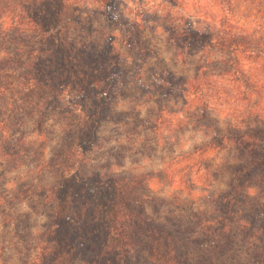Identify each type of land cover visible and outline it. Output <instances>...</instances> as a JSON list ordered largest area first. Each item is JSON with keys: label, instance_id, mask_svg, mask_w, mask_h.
I'll list each match as a JSON object with an SVG mask.
<instances>
[{"label": "rangeland", "instance_id": "374dc122", "mask_svg": "<svg viewBox=\"0 0 264 264\" xmlns=\"http://www.w3.org/2000/svg\"><path fill=\"white\" fill-rule=\"evenodd\" d=\"M72 1L78 6L62 21L63 35L91 51L105 53L111 48L119 57L118 87L103 112L93 150L79 166L64 172L53 165L60 164L62 155L66 158L72 145L76 150L88 115L84 103L69 90L56 94L53 102L45 93L25 97L28 91L17 98H0V264H43L41 248L51 245L45 235L53 225L55 204L43 195L60 184L62 176L133 177L144 185L134 186L138 207L142 204L149 216L174 231L177 241L183 237L201 241L203 226L214 225L222 215L219 199L229 191L236 172L256 158L264 160V141L256 143V155L248 153L246 159L233 142L234 136L262 129L264 88L261 97H247L245 83L234 82L233 66H225L230 53L203 47L182 51L169 43L159 23L160 16L172 13V25L182 31L184 14L208 30L225 17L221 0ZM108 3L112 4L106 7ZM232 4L234 26L247 30L259 43L258 60L243 62L262 87L264 0ZM104 8L114 23L103 16ZM3 24L0 43L6 45L0 50L8 59L22 54L29 71L16 76L28 90L24 78L49 69L55 48L47 46L44 32L37 33L28 21L21 24L7 17ZM202 68L209 70L212 81L204 101L185 96L182 89L185 79L194 80ZM252 168L249 187L241 196L244 201L236 209L239 222L255 224L250 232L253 244H245V237L237 242L254 250L249 258L243 256L248 264L264 248V165ZM260 207L262 213L257 212ZM73 208L75 214L81 212L77 205ZM192 248L201 256L195 244ZM182 250L187 248H181V254ZM164 251L163 244L152 241L141 264H160Z\"/></svg>", "mask_w": 264, "mask_h": 264}, {"label": "trees", "instance_id": "16d2710c", "mask_svg": "<svg viewBox=\"0 0 264 264\" xmlns=\"http://www.w3.org/2000/svg\"><path fill=\"white\" fill-rule=\"evenodd\" d=\"M111 4L105 6L109 7ZM221 4L225 17L217 26L208 30L199 28L184 14L182 31H177L172 25V13L160 16L162 20L159 23L166 31L169 43L182 51L203 47L204 51L230 53V60L225 66H233L232 73L237 76L234 82L245 83L244 95L247 97H261L264 86L258 85V80L248 72L243 62L258 60L260 54L256 46L259 43L247 30H237L234 26L232 0H221ZM76 6L78 4L72 0H0V38L5 35L4 19L11 17L14 22L21 24L28 21L37 33L43 31L48 38L47 46L49 44L51 49L55 48L49 69H38L24 78L29 83L26 84L29 85L28 90L20 82L21 76H16L21 70L29 71L22 54L17 52L13 58L8 59L4 58L0 50V98L8 95L17 98L23 91H28L25 97L45 93L52 96L50 102H53L56 94L69 90L84 103L83 108L88 112L84 116L76 150L72 145L64 153L66 158L62 155L60 164L53 165L62 172L79 166L86 154L93 150L98 141V127L103 119V112L113 100L119 79L116 74V70H119V57L111 48L105 53L91 51L87 45H77L78 41L75 44L68 36L63 35L62 21L67 13L76 10ZM103 16L111 19V23L116 21L105 8ZM5 45L0 43V49ZM20 61L23 62L21 65ZM228 68L225 69L230 70ZM208 72L207 68H202L194 80L185 79V85H182L185 96L190 97L192 94L202 101L208 97L207 89L212 82ZM262 124V129L234 136L233 142L241 149L243 159L247 158L248 153L256 155V143L264 141V123ZM262 165L264 160L258 162L256 158L250 167L236 172L229 191L219 199L222 215L214 225L203 226L205 236L201 241L193 237H183L177 241L174 231L149 216L142 204L138 207L133 190L134 186L137 189L143 183L135 181L133 177L129 180L115 175L105 178L102 175L76 178L62 176V182L47 188L46 196L43 195L55 204L53 225L49 234L45 235L51 240V245L43 244L41 261L43 264H141L145 263L143 260L146 251L154 241L163 244L165 248L164 253H160V264H248L242 261L243 256L246 254L249 258L254 250L238 246L237 242L245 237V244H253L250 232L255 230V224L252 220L239 222L236 209L244 201L241 200L243 191L249 187L251 178L248 173H251L252 167ZM74 205L81 212L75 214ZM257 212L262 213L261 207ZM192 244L198 247L201 256L193 250ZM181 248L187 250H182L181 254ZM252 261V264H264V248L253 254Z\"/></svg>", "mask_w": 264, "mask_h": 264}]
</instances>
